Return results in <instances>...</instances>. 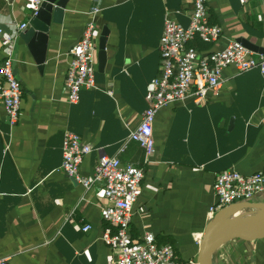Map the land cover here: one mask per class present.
<instances>
[{
	"label": "crops",
	"instance_id": "obj_1",
	"mask_svg": "<svg viewBox=\"0 0 264 264\" xmlns=\"http://www.w3.org/2000/svg\"><path fill=\"white\" fill-rule=\"evenodd\" d=\"M208 22L221 42H244L264 55V3L206 0ZM93 8L97 57L103 41L105 64L95 68L98 89H81L66 103L65 52L78 40ZM165 11L187 27L191 0H67L62 23L53 25L43 71L19 40L15 76L22 86L20 116L10 127L0 104V258L13 264H111L118 251L101 241L103 210L110 204L100 189L84 192L58 172L65 129L92 146L81 172L89 175L101 157L143 170L130 226L133 238L152 232L168 244L178 262H196L199 241L215 203V174H252L264 168V75L251 70L224 81L204 105L191 101L165 107L153 126L155 145L148 158L127 140L146 108L149 84L159 73V44ZM29 0H0V28L28 23ZM208 50L210 46L196 40ZM2 55L0 53V61ZM98 60V59H97ZM98 62V61H97ZM111 90L108 95L104 90ZM254 202H264V195ZM91 229L84 233L82 226ZM213 264H264V239L225 237Z\"/></svg>",
	"mask_w": 264,
	"mask_h": 264
},
{
	"label": "built area",
	"instance_id": "obj_2",
	"mask_svg": "<svg viewBox=\"0 0 264 264\" xmlns=\"http://www.w3.org/2000/svg\"><path fill=\"white\" fill-rule=\"evenodd\" d=\"M8 1V0H4ZM44 0H29L30 16L39 11ZM251 0H240L246 5ZM264 3V0H260ZM192 11L187 27L174 19L176 12L165 11L163 31L159 44V73L152 79L145 95L146 108L137 126L130 130L127 140L139 143L149 158L155 140L153 126L159 111L177 104L191 101L195 105L206 104L208 98L224 81L223 72L228 68L234 74L258 70L264 75V55L254 57L240 42H221V30L208 22L206 0H191ZM100 12L93 8L87 13L78 40L65 52L66 71L64 90L66 103L75 104L81 89H98L95 85L97 47L95 17ZM26 22L18 23L12 31L0 28V104L10 127L16 126L21 109L22 86L15 76L14 50L20 32ZM196 40L208 44V50H199ZM112 95L111 90H104ZM92 146L84 138L68 129L63 131L62 160L58 172L72 178L84 192L100 189L102 197L110 204L103 210L106 227L101 241L118 251L111 264H196L180 263L173 248L159 244L155 235L145 231L137 239L130 230L133 208L139 196L143 170L122 165L117 157H101L91 174L81 172L84 158ZM215 203L209 214L212 216L231 204L253 201L264 195V168L252 174H241L227 170L215 174L212 184ZM91 229L82 226V232ZM0 264H13L7 258H0Z\"/></svg>",
	"mask_w": 264,
	"mask_h": 264
},
{
	"label": "water",
	"instance_id": "obj_3",
	"mask_svg": "<svg viewBox=\"0 0 264 264\" xmlns=\"http://www.w3.org/2000/svg\"><path fill=\"white\" fill-rule=\"evenodd\" d=\"M66 3L67 0H44L37 14L29 19L18 36L17 42L21 40L26 45L39 71H43L45 67L49 40L54 31L53 25L62 23ZM241 44L249 50L256 51V48L244 42ZM103 47L101 41L97 57L100 70L105 64ZM257 51L264 53L263 49ZM242 211L253 213L255 216L250 219L233 218L236 213ZM225 237L249 241L264 239V202L234 203L216 212L202 232L196 264H213L215 248Z\"/></svg>",
	"mask_w": 264,
	"mask_h": 264
},
{
	"label": "bare ground",
	"instance_id": "obj_4",
	"mask_svg": "<svg viewBox=\"0 0 264 264\" xmlns=\"http://www.w3.org/2000/svg\"><path fill=\"white\" fill-rule=\"evenodd\" d=\"M255 215L253 213H245V212H238L236 213L233 218H237V219H250L252 217H254Z\"/></svg>",
	"mask_w": 264,
	"mask_h": 264
},
{
	"label": "trees",
	"instance_id": "obj_5",
	"mask_svg": "<svg viewBox=\"0 0 264 264\" xmlns=\"http://www.w3.org/2000/svg\"><path fill=\"white\" fill-rule=\"evenodd\" d=\"M194 46H195L196 48H199V49H201V48H205V46H202L200 43L195 44Z\"/></svg>",
	"mask_w": 264,
	"mask_h": 264
}]
</instances>
